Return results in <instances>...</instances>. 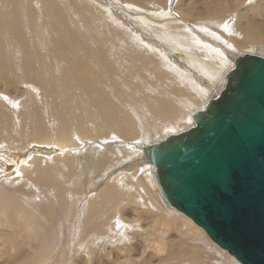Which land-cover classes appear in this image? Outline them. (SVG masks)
Listing matches in <instances>:
<instances>
[{"label":"bare ground","instance_id":"obj_1","mask_svg":"<svg viewBox=\"0 0 264 264\" xmlns=\"http://www.w3.org/2000/svg\"><path fill=\"white\" fill-rule=\"evenodd\" d=\"M116 1L0 0V264H45L64 236L67 250L74 245L93 264L103 262L107 241H100L101 254L95 246L115 216L109 244L120 240L142 254L147 248L124 232L141 228L123 218L128 201L112 204L127 199L113 180L129 183L131 172L137 191L159 203L144 185L155 182L160 194L144 145L193 126L194 115L225 87L234 61L258 55L244 49L264 48V0ZM203 21L209 27L198 26ZM118 158L121 172L109 166ZM106 166L110 185L100 180ZM150 206L139 207L153 213ZM158 216L153 222L173 227L172 218ZM170 238L169 259L209 264L194 238ZM148 256H158L156 264L166 258ZM109 260L137 264L130 256Z\"/></svg>","mask_w":264,"mask_h":264},{"label":"water","instance_id":"obj_2","mask_svg":"<svg viewBox=\"0 0 264 264\" xmlns=\"http://www.w3.org/2000/svg\"><path fill=\"white\" fill-rule=\"evenodd\" d=\"M193 126L144 145L160 194L242 264H264V56L234 61Z\"/></svg>","mask_w":264,"mask_h":264},{"label":"rangeland","instance_id":"obj_3","mask_svg":"<svg viewBox=\"0 0 264 264\" xmlns=\"http://www.w3.org/2000/svg\"><path fill=\"white\" fill-rule=\"evenodd\" d=\"M102 1V0H101ZM169 2L171 1V0H168ZM107 2H111V3H115V2H117L116 0H107ZM183 2H184V0H178V1H176V3L178 4V3H181L180 5H182L183 4ZM204 24V25H203ZM203 26L204 28L205 27H209L207 24H205L204 23V21L203 22H199V24H198V26ZM260 46H262V45H258L257 47H252V48H249V49H244V50H252L251 52H254V53H256V54H258V55H261V56H264V48H260ZM264 47V46H263ZM256 48V49H255ZM260 48V49H259ZM228 60V59H227ZM228 62V61H227ZM219 78H220V76H219ZM0 83H1V85L3 86V83L0 81ZM216 85V84H215ZM4 87V86H3ZM18 88V87H17ZM11 89H14V88H5V90H10V92H11V94H9L11 97H13L14 95H15V100L17 99V98H19L20 97V94L18 93V96L16 95L17 94V92H12V90ZM16 89V88H15ZM19 89H21V88H19ZM23 90V89H22ZM14 94V95H13ZM13 95V96H12ZM1 96H3V98L4 99H6V98H8V96L7 95H5V97H4V95L3 94H1ZM18 102H20L21 103V101H19V100H17ZM16 101V102H17ZM193 105H195V104H193ZM182 123H184V119L182 120ZM186 125H187V123H186ZM189 128V127H188ZM111 136H114V135H111ZM109 137H110V135L108 136V139H109ZM112 138H115V136L114 137H112ZM118 138H121L122 140H124L123 139V137H118ZM108 139H103L102 141H106V142H108ZM113 141H115V139H113ZM136 141V140H135ZM134 141V142H135ZM117 147V145H115L114 146V148H116ZM137 151H138V148H137ZM135 153V152H134ZM137 154H141V152L139 151V152H137ZM45 160H46V162L45 163H47V162H50L51 160L50 159H48V158H45ZM117 161H114V164H112V165H109L110 167L112 166V168H114V170H116V171H119V172H121L122 171V168H119V165H118V161L120 160L119 158L118 159H116ZM141 162V164H142V166H144V167H147V165L146 164H144V162H143V159H142V161H140ZM120 164H122V162L120 163ZM148 165H150L151 167L153 166V165H151V164H149V163H147ZM118 165V166H117ZM109 166H106L103 170H101L100 172H101V175H103V176H101V177H103V178H100V180H104V182H106L108 185H110L111 184V180H113V179H111L110 177H112V176H107V174L106 173H109V171L108 170H110V167ZM115 166V167H114ZM116 168V169H115ZM153 168H154V166H153ZM68 169V171H69V168H67ZM71 169L72 168H70V171H71ZM104 170H107V172L106 171H104ZM67 171V170H66ZM103 171V172H102ZM105 172V173H104ZM104 173V174H103ZM115 173H117V172H115ZM106 174V175H105ZM114 174V173H113ZM105 175V176H104ZM114 175H116V174H114ZM113 175V177H115ZM128 175H130V177L131 176H133L134 174H132L131 172H129V174ZM146 175V174H145ZM153 174H152V172H151V177L153 178V176H152ZM92 176H95V174H93ZM129 177V179H130V181H131V178ZM150 177V178H151ZM115 179V178H114ZM134 179V178H133ZM136 179V178H135ZM144 179V178H143ZM109 180V182H107ZM144 180H146V179H144ZM152 180V179H151ZM129 181V183L127 182L126 184H123V182L122 181H119V182H117V181H114L113 180V184H112V186H114V187H117L116 188V190L115 191H117L118 190V192H120V193H122V191L123 190H126V198L127 199H125L126 201H121V198H120V201L121 202H119V199L118 200H112V204H114V202H115V204L114 205H118L119 203H121V205L122 204H125L127 201V204H125L126 206H124V208H126V207H128V208H126V209H128V210H126L125 209V211L123 212L124 214H123V218L126 220V221H128V222H130L131 224H136V223H138L139 225L138 226H140L141 228H138V227H133V228H131V229H133V230H131V229H129V230H124V232L126 233V236L127 235H129L131 238H130V240L129 241H131L132 242V244L133 245H135L136 247H140V249H142V248H144V249H146V250H142L143 251V253L142 254H140V255H137L136 253H134V252H131L130 250H128V248H126V246H124V244L125 243H122L123 241H118V242H116V243H114L113 245H114V247H113V245L112 244H109V241H112V240H114V238H113V233L111 232L113 229H114V227H115V225L117 224V222L115 221V219L117 218L116 216L115 217H113L112 218V220H109L108 222H107V224L109 225V229L110 230H108V234L103 238V240H99L98 242H97V239H95V237H93L94 238V240L93 241H96L97 243H100V241L102 242V241H107V243H105L107 246H106V248H107V250L105 251V249L103 250V248L105 247L102 243H100L99 245L97 244H95L96 246V249L98 250V254H101L102 253V250H103V252H105L106 254H103V257H105L104 258V261L106 262V263H103V262H99L98 264H110V262H112V261H110V260H112V259H114V261H122V258L123 257H131L133 260H134V262L135 263H137V264H156V261H157V257L158 256H156V258H150L148 255L150 254H152L153 252L154 253H156L157 255L159 254L160 255V257L162 258V257H166L165 259H163V260H159L158 261V263L157 264H188V263H186V262H184L182 259H180V258H172V259H169L168 257V247H166V245H168V243H169V241L171 240V235H176L177 237L181 234V236H183V237H186L187 235L188 236H191L192 238H194L195 239V241H194V243H196V245L198 246V247H200L201 248V251H202V254H203V259L205 260V261H207L209 264H240V263H238L233 257H231V255H229L228 253H226L225 251H223L222 249H220L218 246H216L212 241H211V239L204 233V230H202V228H200L199 226H197V224H195V222H192V220L189 218V217H187L185 214H183V213H181V212H179L178 210H176V209H173V208H170L169 206H167L164 202H163V200L161 199V196H160V194H159V192H158V189H157V186H156V183L154 182V184H155V187L153 186V182H151L150 183V185H149V182H148V180H147V182L146 181H144V182H146V183H144V185H148L149 186V188L151 187H153L154 189H152V191H151V193H154V192H156V194H157V196L159 197V199H160V201H159V203H155V204H151L150 203V201H149V196H147V195H144L143 193H139V192H141V191H137V186L136 185H134L135 183L134 182H130ZM134 181V180H133ZM153 181H154V178H153ZM1 183H2V185L5 187V188H8V186L9 185H14V186H16V183H7L6 181H4V180H1ZM120 183V184H119ZM128 184V185H127ZM133 184V185H132ZM90 185H92V184H90ZM125 185V186H124ZM124 186V187H123ZM136 187V188H135ZM92 187H90V189H91ZM120 188H123V189H120ZM89 189V190H90ZM88 190V191H89ZM137 191V192H136ZM93 192V191H92ZM142 196V198H140L141 196ZM19 198H22V197H20V196H18ZM135 197V198H134ZM130 198V199H129ZM137 198V199H136ZM146 198H148L147 199V204L149 203V206H150V208H151V211L150 212H153V213H148V212H146V211H144V210H147V207H149V206H147V205H145L146 204ZM140 199V200H139ZM133 202H132V201ZM144 201V202H140V201ZM119 206H120V204H119ZM118 206V207H119ZM123 206V205H122ZM129 206H132V207H129ZM143 207L144 208V210H141V208L140 207ZM121 207V206H120ZM135 207V208H134ZM154 207V208H153ZM79 208H80V210H82V204H80V206H79ZM140 209V210H139ZM130 210H131V212H130ZM119 211H121L120 209H119ZM127 211V212H126ZM154 212L156 213V214H154ZM7 213H8V211H4L3 212V214H2V216H6L7 215ZM159 216H158V215ZM155 216H158L159 218L161 217V216H165V217H167V218H172L173 219V221H175V223H173V227L171 228V229H168V228H166L165 227V225H159V224H157L156 222H153V221H155ZM176 217V218H175ZM78 219H79V214H78V216L76 217V221H74V227H75V229H77L78 228ZM185 220V221H184ZM115 222V223H114ZM183 223V224H182ZM111 224V225H110ZM71 225H72V223L70 224V227H71ZM178 228H180V230H181V232H180V230H178ZM192 229V230H191ZM141 230V231H140ZM179 231V233L180 234H176V231ZM200 231V235L199 234H197V231ZM131 232H135V233H131ZM138 232V234H136ZM184 234H183V233ZM133 234V235H132ZM135 234V235H134ZM139 235V236H138ZM137 236V237H136ZM157 237V238H156ZM138 238H140V239H138ZM148 238V239H147ZM181 238V237H180ZM179 238V239H180ZM135 239V240H134ZM166 240V245L164 244V241ZM51 240H53V241H51ZM51 240H49V242L51 243V244H54V241L56 240V239H51ZM133 240H134V242H133ZM140 240V241H139ZM67 241H68V236H64L63 237V243H61L60 245H59V247L57 248V250H55L54 251V253L52 252L49 256L51 257H49L50 258V260L49 261H47L45 264H68V260H67V258L69 259V264H75V260H76V263H77V261L79 262V264H93L92 263V261H91V258H92V256H91V254L90 253H87V250H83V251H73V249H74V245H72L71 247H70V249L71 250H67L68 249V245H67ZM137 241H139V242H137ZM142 241V242H141ZM1 242V241H0ZM62 244H64V245H62ZM139 244V245H138ZM110 245H112V247H110ZM141 245H142V248H141ZM159 245V246H158ZM103 246V247H102ZM64 247V248H63ZM77 247H80L79 245H77ZM146 247V248H145ZM62 248V249H61ZM66 248V249H65ZM81 248H82V246H81ZM100 248V249H99ZM149 248V249H148ZM102 249V250H101ZM137 249V248H136ZM59 250H62L61 252H59ZM65 250V251H64ZM67 250V251H66ZM101 252H100V251ZM114 251V252H113ZM58 252V253H57ZM110 252H113V253H111V254H109ZM126 252V253H125ZM129 252V253H128ZM146 252V253H145ZM218 252V253H217ZM108 253V254H107ZM57 256H56V255ZM69 254V255H68ZM116 254H117V258H115L116 257ZM124 254V255H123ZM227 255V256H225V255ZM54 255V256H53ZM85 255V256H84ZM88 255V256H87ZM68 256H70V257H68ZM138 256V257H137ZM224 256V257H223ZM66 257V258H65ZM81 257L82 259H79V258ZM107 257V258H106ZM136 257H137V259H136ZM213 257V258H212ZM227 257H229V258H227ZM85 258H87V259H85ZM94 258V257H93ZM102 258V257H101ZM207 258V259H206ZM209 258V259H208ZM216 258V259H215ZM108 259H110L109 261L110 262H108L107 260ZM221 259H223V260H221ZM67 260V261H66ZM71 260V261H70ZM82 260V261H81ZM85 260H87V262L85 261ZM226 260V261H225ZM210 261V262H209ZM53 262V263H52ZM82 262V263H81ZM91 262V263H90ZM122 263L123 264H126L125 262H123L122 261ZM95 264H97V263H95ZM112 264H118V263H113L112 262ZM191 264H196L195 262H193V263H191Z\"/></svg>","mask_w":264,"mask_h":264}]
</instances>
